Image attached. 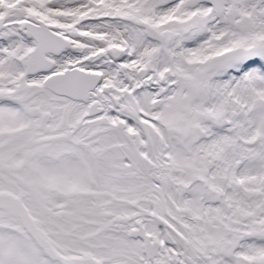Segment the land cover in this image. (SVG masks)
I'll use <instances>...</instances> for the list:
<instances>
[{
    "label": "snow or ice",
    "instance_id": "snow-or-ice-1",
    "mask_svg": "<svg viewBox=\"0 0 264 264\" xmlns=\"http://www.w3.org/2000/svg\"><path fill=\"white\" fill-rule=\"evenodd\" d=\"M0 264H264V0H0Z\"/></svg>",
    "mask_w": 264,
    "mask_h": 264
}]
</instances>
